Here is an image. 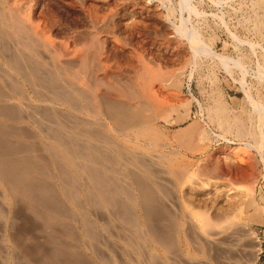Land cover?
Returning <instances> with one entry per match:
<instances>
[{
  "label": "rangeland",
  "instance_id": "1",
  "mask_svg": "<svg viewBox=\"0 0 264 264\" xmlns=\"http://www.w3.org/2000/svg\"><path fill=\"white\" fill-rule=\"evenodd\" d=\"M0 264H264V0H0Z\"/></svg>",
  "mask_w": 264,
  "mask_h": 264
},
{
  "label": "bare ground",
  "instance_id": "2",
  "mask_svg": "<svg viewBox=\"0 0 264 264\" xmlns=\"http://www.w3.org/2000/svg\"><path fill=\"white\" fill-rule=\"evenodd\" d=\"M190 36V35H189ZM191 38H189V40L191 39L192 40V36H190ZM196 49H198V48H196ZM260 106V105H259ZM2 129V128H1ZM2 149L4 148V147H1ZM9 173V172H8ZM13 175V173H10V175ZM14 176V175H13ZM24 184H26L25 185V188L26 189H28V190H30V191H32V193H36V189H37V186L35 185V184H28V183H24ZM38 192V191H37Z\"/></svg>",
  "mask_w": 264,
  "mask_h": 264
}]
</instances>
